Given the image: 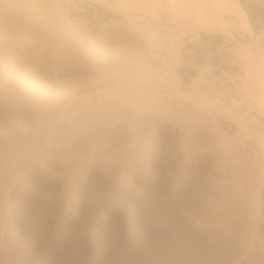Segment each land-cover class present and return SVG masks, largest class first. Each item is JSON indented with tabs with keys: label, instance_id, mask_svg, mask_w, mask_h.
<instances>
[{
	"label": "rangeland",
	"instance_id": "obj_1",
	"mask_svg": "<svg viewBox=\"0 0 264 264\" xmlns=\"http://www.w3.org/2000/svg\"><path fill=\"white\" fill-rule=\"evenodd\" d=\"M1 1L2 0H0V3ZM157 1L165 3L163 0ZM109 2L112 3L114 7L117 6L115 10L111 11L105 5L93 3L89 0H73L71 9L73 10L72 13L74 15H86L93 24L105 23L107 25L112 19H114L119 24H126L127 27L125 30L127 31L130 30L129 23L132 19V21L136 22L134 26L137 27L138 24H141L138 25V29L134 27L138 31L137 34L135 32V35L137 36L140 35V31L144 30L143 25H146L145 29L148 31L155 28L153 31L155 34L158 33L162 35L160 32L166 30L167 34H170L169 43L171 48L169 47V51H166L165 59H168L167 57L170 55V52H175L180 55L176 58H179L178 61L180 60L181 62L185 51L187 50L182 49V46L185 45L184 42H188V46L186 45V48H189L195 46L196 44L200 45L203 41H206L205 43H209V47L212 50L210 56L205 57L207 61H203L204 63L202 65L199 64L198 67H210H206V69H209L211 74L217 78L214 83H211L213 85H210L205 79H203L201 89H203L204 92L206 90V93H208L211 89L216 91L215 93L212 92V95L215 97L218 96L220 99L222 98L221 100L226 102L229 106H231L230 104L232 103V98L242 99L241 95L237 91V88H235L229 80H227V82L226 79H221L224 77L221 74L223 70L233 74L234 79H237V81L239 76L243 74L245 75L246 73L248 62L240 55L241 47L239 42H247V40H243L239 33H235V37L204 33L200 34V37L187 35V33L184 35L182 32L185 29L182 25L178 26L164 23L169 21L168 19L170 18L177 17L175 15L172 17L167 10L159 14L158 20L157 17H152L151 15L142 12L132 11L126 8V10H124L122 5L119 6L118 0H109ZM241 2L249 7L256 6L257 9H264V0H241ZM176 8H179V6H176ZM160 25H165L169 28L165 29ZM152 26L154 27L152 28ZM157 27L159 28L158 30ZM132 28L133 27H131V32H134V28ZM155 31L159 32L156 33ZM255 32L257 34H261V39L258 44L261 47H264V22L258 25V29H255ZM139 38H141V40L138 48H141L139 49L140 51L142 50L140 56L146 59L145 56L147 53L146 51L143 52V49H145L146 46L141 42L144 36ZM176 45H179L177 49H179L178 51L180 53L177 51ZM100 65V74L107 69V66H114L110 62H108V65L104 63H100ZM46 66L47 63L39 65L38 68L43 71ZM199 70H203L202 72L204 73L205 68H196V75H200ZM67 73L68 69L62 68L59 70L58 75L60 78H64ZM178 74L181 75V72L178 71ZM5 75L10 78L6 81V88L0 87V140L2 141V143H0V169L3 170L7 163L13 160L12 158V160L8 159L9 161L6 163L5 156L6 153L11 152V150H8L10 149V146L11 149L15 147L10 144L13 143L12 139H16V137H14L16 135H22L20 137H23V141L24 137L25 139L28 138L27 142L32 140L31 142H26V144L22 147H25L29 143L33 145L37 143L35 142L37 140L38 142L41 141L39 142L41 145L35 144L32 148L42 146V152L46 153L47 156L46 158H43L42 161L34 160L35 163L33 162V165H31L32 168L28 172L29 174L27 173L25 178L22 177L23 180L20 179L17 181V184L13 187L11 186L13 181L9 180V177H12L11 179H13L14 175L17 174L16 170H13L14 167L11 169L8 168L10 169V174L6 177L8 179L7 184H5L6 178L4 179L5 183L3 184L2 176L5 175H2L3 173H1L2 171L0 170V182H2L0 184V210L2 209V204L4 202L3 193H5L4 190H1L3 187L1 185H9L8 187L13 188L11 192L12 195L10 196V204L12 207V216L10 215L11 223H6L9 228L8 230H10V233H8L10 236L9 238L7 236L6 240L8 239L10 240L9 242H13L11 245L15 250H13L12 253L6 250V247L4 250L3 246H1L3 241L1 238L0 264H147L146 261L148 264H158L159 262L162 264L165 260L166 264H194L196 261H200V257L197 259L196 257H193L191 260L190 258H188L189 260H177L178 258L175 257V252L180 253V250H182L183 247L185 248L184 243L187 242V240L185 241V237L188 234L185 235L187 231L183 230L184 228H190L193 230V234L203 233L205 236H207V234H211V232L215 233V231L212 230V227L204 228L201 227L200 224L198 226V223H243L241 224L242 229H239H244V231L240 230V242L238 241L239 244H237L238 248H243L240 243L241 241H244L242 239L244 237L242 236L246 232L245 228L247 227H245V225L246 223H250L249 203L251 195L248 190L250 189L248 184L251 185L252 181L249 179L251 180L249 183L246 178H250L251 174L264 172L262 170L264 168V152L256 145L255 137L250 139L245 136V134L240 131L237 123L234 122L231 117L226 116L228 113L221 115L216 113L214 117V114H210V112L206 113L208 110L203 107L199 106V109H196V107L194 108L196 104L191 100L188 101L182 98H179V100L175 99L176 94L174 96L169 95L171 94L170 92L174 94V90L168 91L169 89L166 85L170 86V84L176 80L173 76L170 78L167 75L169 77V82L171 81V83H169L168 80H166L167 77L163 75L166 77L164 78L167 83H161L162 86L164 84L163 88L160 87L161 89L158 87L155 88H157L161 94H164L167 91L168 96H166L167 99L162 96L160 101L164 100L165 103H171V106L175 105L173 108L178 107L184 111L186 109L185 112L188 123L190 124L189 127L181 125L173 134L170 131L172 123L169 122L164 125H158L160 121H151V117L147 118L148 120L141 118L139 122H136V114L128 108L124 111V115L121 118L117 116H104V112L101 110H104V108L103 106H99V101L96 99L99 97V93H102L103 89L107 88L109 84H114L113 80H119L122 79V77L117 75V78L112 77L107 79L102 78L100 75L99 81L90 84L89 87L85 88V90L80 92L79 95L73 98L64 99L56 105V107L50 110V113H54L57 110L62 109L64 105L71 103L82 93H88L89 91L94 96L90 100L91 104H98V106L94 105V107L96 106V108H94L95 111L92 109L93 107L91 108L93 111L89 112L88 110V113H90L89 116L91 117H87V114L85 115L84 113L83 117L77 120L78 124L75 123L76 120L73 121L76 124V127H74L73 122L71 123L73 126H70V124L68 125L66 122V128L68 130L70 129V132H68H73L74 134L69 135V137L68 132L67 135L64 133L66 139L64 137L65 141H63V146L61 145L59 148L56 147L57 149L55 147L50 149L46 143L47 140H43V138H45L44 131L46 126H43V128L40 129L38 123L39 121H36L37 117L35 116H42L43 114V112L36 108V97L34 96L32 98L28 94V87H22L18 81H15V77L8 72V69L4 68L0 63V76L4 77ZM221 81H223L224 85H222ZM183 83L189 85L191 83V79H183ZM212 86H214V89ZM164 88H166L165 92ZM184 88L185 87L182 86V89ZM220 93L223 95L219 96ZM101 96H105V93H102ZM106 99L107 98H104L102 101L106 102ZM41 100L45 99L41 98ZM177 100L182 104H180ZM109 101H112V98ZM189 104H191V107ZM248 104H250L249 106H251L254 111L250 109ZM119 105H121V107L124 106L121 102H119ZM97 108L101 110L100 113ZM237 108L235 107V109ZM202 110L207 111H204V113L200 112ZM237 110H243L242 114L245 121L249 123L248 124L246 122L248 127L253 128V130L260 131L261 134L264 135V117H262L256 101L247 97V99L243 101L241 109L239 107ZM94 112H97L98 114L102 113V115H98L96 113L98 116L95 114V118L93 115ZM34 113L36 115H34ZM85 116L87 120H85ZM102 116H104V118H102L103 120L100 119ZM247 116H249V118ZM97 117H99L98 119H100L101 122L97 119ZM94 118L96 121L98 120V123L95 122L97 125L95 123V125L92 124ZM90 119H92V121H90ZM205 121L210 122V124L212 121V126L216 129L212 132L214 133L212 136L211 134H208L209 132L206 130L202 131V133L195 131V129L201 127L202 124H205ZM79 123L82 124L80 125L82 127H79ZM194 123L196 125L193 126ZM65 126L64 121H60L55 130L64 128ZM71 128L73 129L72 131ZM74 128H76L75 132L78 130V133L76 132L78 135L75 134ZM34 131L36 132L34 133ZM61 132L63 133V131ZM205 132L206 134H204ZM6 135L8 136L7 142L5 141ZM41 135H44V137H38ZM246 137L247 139L245 140V144L244 139ZM19 138L16 140L17 143ZM68 138L72 139L68 141ZM212 138L213 140L218 138L215 144H210L209 141L212 140ZM223 139L225 140L223 141ZM21 142L22 141L20 140V143L17 144L14 142L13 144L17 146L21 144ZM129 144H131L130 147ZM225 144H229V146H226ZM27 146L29 147V145ZM217 147L221 149V153L218 152L219 149ZM206 148H208V151ZM235 149L239 150V152L236 156H234V158L230 157V162L234 160L237 161H234L233 163L229 162L231 170L232 167L235 170L229 171L228 167V175L226 177L222 175L221 172L220 174L215 173L217 171H215L212 167H215L216 161L218 159L222 160V157L228 158V155L235 153ZM75 150L79 151L81 156L84 155L83 157H85L86 154H88L87 156H91L90 154L93 153L92 150L95 151V157H97V160L94 158V164L96 163V166L92 163L93 167L91 165V167L88 168V171L84 170L85 173L83 171L80 175L78 170L83 164L80 159L79 161L77 160L78 157L76 159L77 161L74 159L76 156L71 160L66 161L64 157L61 158L62 156H65L62 155L65 151H69L68 153H70V151L71 153L75 152L76 154ZM99 150H101L102 153ZM128 152L130 155H128ZM99 153H101L100 156ZM104 153L106 156L108 155L107 157H115L113 158L117 161L112 158L115 165L110 162L109 166L111 164L112 166L109 167L108 164H104L105 162H102L105 161L102 160V154L104 155ZM239 153L241 157L239 156ZM140 157L141 159H139ZM251 158L253 159L251 160ZM63 160L65 163L69 161L71 164L66 163L67 165H64V162L62 163ZM127 160H129V164L133 161L132 164L129 165ZM16 164L17 162L15 165L13 164V166H15L14 169L20 170V167L17 168L19 165ZM78 164L82 165L80 166ZM34 165L35 167H33ZM22 166L23 164H21V168L23 169ZM76 166L78 169L75 168ZM103 166H107L109 170H106V172L103 171ZM212 169L215 172H213ZM44 171L49 172L52 176L47 172V176L42 174ZM122 171L128 172V178L125 182L126 185L125 183L124 185L118 183L119 175ZM111 172H113V174L110 176ZM262 174L264 175V173ZM218 175L223 179H221L222 181L227 179V182L225 181L226 183L223 182L221 184L216 179ZM263 175L261 176L264 177ZM3 188L5 189V187ZM7 188L5 190H7ZM245 191L247 194L244 197L241 194L243 193L244 195ZM260 194L259 198L260 200H263H261V204L263 203L262 209L264 212V187ZM224 197H226V199ZM178 207H180L181 212ZM66 208L68 211H66ZM75 208L77 209L76 212ZM4 214L5 209L3 207L2 211H0V217L3 218ZM198 220L199 222L194 224V222ZM1 221L2 220H0V224L2 223ZM257 223V226L260 227L259 230L264 232V221ZM176 229H178V231ZM215 234L212 235V237L214 236L217 238V235L215 236ZM260 234L262 235V233ZM180 240L185 242H181ZM217 240H220L219 237ZM250 240L252 241V246L254 247L253 252L262 256L263 254H260L262 252L260 245L264 244V242L259 241V239L255 236H253ZM204 243L205 242L199 243L201 248L205 246L203 249L210 250V247L213 244L210 245V242ZM173 245L174 247H177L172 248ZM215 245H218V242L217 244L215 243ZM168 246H170V249ZM188 247L189 246L187 244L186 251L189 249ZM165 249H167V251ZM171 249L175 252L171 251ZM184 251L185 249L182 250V252ZM171 252L175 256H173ZM8 254L11 255L10 259H7L9 256ZM149 256L151 257L150 259ZM164 256L168 257L164 258ZM159 257L161 260L158 259ZM262 258L264 259V256H262ZM154 260H156V263ZM170 260L171 263H169ZM246 261H248V259L245 257L236 264H250ZM260 264H264V260L261 261Z\"/></svg>",
	"mask_w": 264,
	"mask_h": 264
},
{
	"label": "bare ground",
	"instance_id": "obj_2",
	"mask_svg": "<svg viewBox=\"0 0 264 264\" xmlns=\"http://www.w3.org/2000/svg\"><path fill=\"white\" fill-rule=\"evenodd\" d=\"M89 1L93 3L105 5L111 11L115 10V8L117 7L116 5H115L116 7H114V5L109 2V0H89ZM118 1H119L118 2L119 6L122 5V8H124V10L130 9L132 11L142 12V13L151 15L152 17H157L158 20H159L158 18L159 14L167 10L172 17L174 15L177 17L170 18L168 19L169 21H166L164 23L165 24L169 23V24L178 25V26L182 25V27L185 30L181 32L184 35L187 33V35H193V36L200 37V34L204 33V34H216V35H224L228 37H235V33H239L240 37L243 40H247V42H243V41L239 42L240 47H241L240 55L241 57L246 59V61L248 62L246 73L245 75L243 74L239 76L238 81H237V79H234L233 74H231L230 72H227L226 70H223L221 74L224 77H222L221 79L222 80L226 79V81L229 80V82H231L235 86V88H237V91L241 95L242 99L232 98L231 100L232 103L230 104L231 106H229L226 104V102L221 100L222 98L220 99L218 96L215 97L214 95H212L216 91L211 89L209 90L208 93H206V90L204 92L203 89H201V84H202L203 79H205L210 85H213L211 83L212 82L214 83L215 79L217 78L216 76L211 74V71H209V69H206V67L210 68L208 66L198 67V69L205 68L204 73L202 72L203 70L202 71L199 70L200 75L191 77L190 78L191 83L189 85L184 84L182 75L178 74V71L181 70L182 64L184 62L183 59L180 62V60L178 61L179 58L178 59L176 58V57H179L180 55L175 52L173 53L170 52V55H168L167 57L168 59H165L166 51L171 48L170 43H169L170 34H167L166 30L162 29L163 31L160 32L162 33V35L157 33L159 31H155L157 33L155 34L153 33L155 28L153 30L151 29L148 31L145 29L146 25H143L144 30L143 31L139 30L140 35L137 36L135 35V32L136 34L138 33L136 29H138L139 28L138 25H141V24H138L137 27L134 26L136 22L132 21L131 19L132 17L130 18L131 20L129 19L131 23V24L129 23V28H130L129 31L125 30V28L127 27L126 24H119L114 19H112L110 23L107 25L105 23L93 24L86 15H74L72 13L73 10L71 9V4L73 3V0H2L0 3V63L4 68L8 69V72L12 74L13 77H15V81H18L22 87L23 86L28 87L29 89L28 94L32 98L34 96L36 97L37 99L36 100L37 102L35 104L36 108L39 109L41 112H43V114L42 116H37L35 114L38 111L37 110L34 113V115H36L35 117H37L36 121H39L38 123H39L40 129H42L43 126H46L45 131H44L45 138H43V140L44 139L47 140L45 141L48 144L49 148L50 149L52 147L59 148L61 147V145L63 146L64 144L63 141H65L64 133H66L67 135L70 132V129L68 130L66 128L67 126H65L66 122L68 125L70 124V126H73V124H71L73 121L76 120L75 123H77V120L81 119L84 113L85 115L87 114L86 116L88 117L90 115V113H88V110L89 112L93 111L91 110V108L92 107H93L92 109L96 108L98 104L100 107L103 106L104 110L103 109L101 110L104 112V116L105 115L110 116V117L117 116L121 118L124 115V111L128 108L136 114L135 116L137 119V120L135 119L136 122H139L141 118L146 120L147 118H150V117H151V121H156V120L160 121L158 125H164L170 122L172 123L170 131L173 134L176 132L177 128L180 127L181 125H184L185 127H189L190 124L188 123V120H187V115L185 112L186 109L184 111L178 107L173 108L175 107V105L171 106V103L169 102L165 103L164 100L160 101L161 100L160 98L162 96L165 98L166 96H168L166 88H164V92L166 91L164 94L159 93L158 89L155 88V87H158L159 89H161L160 87L163 88L164 84L162 86L161 83L165 82V78L167 77L166 80H168L169 82V77L171 78V76H173L177 82L173 81V83H171L170 81L169 82L171 83L170 86L166 85V87L169 89L168 91L174 90V94L170 92L171 93L169 94L170 96L171 95L174 96L176 94L177 97L175 96V99L179 100V98H182L188 101L191 100L195 102L196 104L195 106L193 105L194 108L196 107V109L197 108L199 109V106L203 107L207 109L208 111L202 110L200 112H203V113L204 111H207L206 113L210 112V114L211 113L214 114V117L216 113H218L219 115L228 113L226 114V116L231 117L234 120V122L237 123V125L240 128V131L243 134H245V136L249 137L250 139H253V137H255L256 145L258 146L260 150L264 152V135H262L260 131L253 130V128L248 127L247 125L248 122L245 121L244 116L242 114L243 110L242 111L237 110L239 107L241 109V105L243 104V101L246 100L247 97H249V98H252V100L257 102L258 107L260 109V113L262 117H264V47H261L258 44L259 40L261 39V34H257L255 32V29L250 22L248 13L246 9H244L241 0H163L165 3L161 1L159 2L157 0H118ZM176 6H179V8H176ZM148 22L147 24H149ZM160 26L165 29L169 28L165 25H160ZM131 27L133 28L136 27V29L132 28L134 32H131ZM153 27L154 26H152V28ZM158 29L159 28L157 27V30ZM141 36L142 37L144 36L141 42L146 46V48L143 49V52L146 51L147 53V55L145 56L146 59L140 56L142 50L140 51L139 49L141 48H138L140 40H141V38L139 37ZM184 43L185 45L182 46L183 50L187 49L186 45L188 46V42L187 43L184 42ZM178 46L176 45V49L178 48ZM178 50L179 49H177V51ZM108 62H110L114 66H110V67L107 66V69L104 70V72L100 74L99 73L100 71L99 67L101 66L100 63H104L108 65ZM45 63H47L45 70L43 71L40 70L38 66L45 64ZM62 68L68 69V73L66 74L64 78H60L58 75L59 70ZM99 74L101 75L102 78H107V79H110L112 77L117 78V75H120L122 79L113 80L114 84L112 85L109 84L107 88L103 89L102 93H105V96L102 97L101 96L102 93L101 92L99 93V97L96 100H98L100 103L98 102V104H94L96 105L95 107L93 104H91V101H90L91 98L94 96L89 91L88 93H82L79 97L74 99L71 103L64 105L62 109L57 110L54 113H50V110L56 107V105H58L64 99L73 98L79 95V93L84 91L85 88L89 87L90 84H93L96 81H99L100 80ZM163 75H165L166 77ZM9 78L10 77L6 75L4 77L0 76V87L6 88L5 84H6V81L9 80ZM221 83L222 85H224L223 81H221ZM182 86H184L185 88L182 89ZM214 86H212L213 89H214ZM152 87L155 89H153ZM221 93L219 96L223 95ZM41 98H44L45 100H41ZM104 98H107L106 99L107 103L105 101H102ZM111 98H112V101H109ZM119 102L123 103L124 106L121 107V105H119ZM189 105L191 107V104ZM249 105L250 104H248V106ZM235 107L236 108L238 107V108L235 109ZM249 107L250 109H252L251 106ZM99 109L98 111L100 113L101 110ZM252 111H254V109H252ZM96 113L94 112L93 115L95 116ZM97 114L96 116L102 115V113L98 115ZM86 116H85V120H87ZM104 116H102L100 119L103 120L102 118H104ZM99 117H97V119ZM247 117L249 118V116ZM95 118L93 119L92 124H94L95 122L98 123V120L101 122L100 119L96 121ZM60 121L62 122L64 121L65 127L55 130L57 124ZM90 121H92V119H90ZM212 121H213V118H212ZM212 121H211V124L210 122L205 121V124H202L201 127L195 129V131L198 133H202V131L206 130L209 132L208 134H211L212 136V134H214L212 132L216 130L215 127L212 126L213 125ZM248 121H251V120H248ZM88 122H89V119H88ZM75 123H74V127H76ZM80 125L82 124L79 123V127H82ZM194 125L196 124L194 123L193 126ZM72 128H71V131L73 130ZM261 128H262V125H261ZM75 129L76 128H74V132H75ZM61 131H63V133ZM35 132L36 131H34V133ZM76 132L78 133V130ZM76 132L75 134H77ZM71 134H74V133L73 132L69 133L68 136ZM204 134H206V132ZM17 136L18 135L14 136L16 137L15 140L14 139H12L13 141L11 140L13 143L14 142L17 143L16 140L22 135L18 137ZM38 137L41 138V137H44V135L43 136L41 135ZM247 137L244 139V143ZM7 139H8V136L6 135L5 136L6 142H7ZM71 139L68 138V141ZM225 139H223V141ZM20 140L22 141L21 144L23 145L19 144L16 146L13 143H11L10 145H13L15 147L11 149V146L9 145L10 149L6 148L9 151L11 150V152H9L10 154L6 153L5 162L7 163L9 161L8 159L10 160L13 159V160L9 161L7 165L4 162L6 167H4L3 170L0 169L2 171L0 172L3 173L2 175H5V176H2L3 181L1 178V181L4 184L5 183L4 179L7 177V175L9 176L10 174L9 170L13 167L15 168L13 164L15 165V163L17 162V164L19 165L17 168L20 167V170L13 168L14 171L16 170L17 174L16 173H15L16 175L13 174L14 175L13 179H11L12 177L11 178L9 177V180L13 181V182L11 181L13 184V185L11 184L12 187L15 184H17L16 182L19 181L20 179L23 180L22 177L24 178L26 177L27 173L32 168L31 165H33L34 160L42 161V159L46 158L47 156L46 153L42 152V149H43L42 146H37V147L35 146L36 148H32L34 147L35 144L38 145L39 142L41 141L38 142L37 140L35 141L37 143L33 142L35 143L33 145L30 143L27 144L29 145V147L27 145L25 147H22L24 146V144H26L28 138L25 139L24 137V141H23V137H20L18 140V143H20ZM216 140H218V138L214 140L212 138V140H210L209 142L210 144L211 143L215 144ZM31 141L32 140H29L28 142H31ZM68 141H67V144H68ZM0 143H2L1 140H0ZM225 145L229 146V144H225ZM130 146L131 144H129V147ZM217 148L219 149V147ZM206 149L208 151V148ZM220 150L221 149H219V151L218 150L216 151L221 153L222 151L220 152ZM68 152L69 151L67 152L65 151V153L62 154L65 156H62L61 158L64 157L66 161V160H71L75 156L76 157L74 159L76 160L78 157L77 160L79 161L80 159V161H82V164H83V165L78 164L80 166L82 165L81 167L78 166L80 168L78 170L79 172L76 171L79 174L83 173L84 170L88 171L89 170L88 168H90L91 165L93 167L95 159L97 158L95 157L96 153L93 150L92 152L95 153V154L92 153L94 157L92 154H90L91 156H87L88 154H86L87 157L86 156L83 157L84 153L82 154L83 156H81L79 151H76V154L75 152L73 153H71V151L70 153ZM234 152H235L233 153L234 155L230 154L231 156L228 155L227 156L228 158L222 157V160L220 159H218L217 161L214 160L216 161V165L215 167H212V168L215 169V171L217 172L213 171V169L212 171L215 173H219V174L221 172L222 175L226 177L228 175L227 168L230 166L229 164L233 163L234 161H237V160H234L230 162V157L234 158V156L237 155L239 150L235 149ZM101 153H99V156L101 155ZM128 155H130L129 152H128ZM107 156L105 155V153L104 155L102 154L103 159L102 158L101 159L105 160L102 162L103 163L105 162L104 164H108V166L110 162L114 163L113 165H115V162L113 161L115 157L113 156L114 158L112 157L113 158L112 159L111 156L109 157ZM239 156H240V153H239ZM139 159H141V157ZM252 159L253 158H251V160ZM59 160H62V159H59ZM128 161L129 160H127V163ZM63 162L64 160L62 161V163ZM132 162L128 164L131 165ZM66 163L68 164L69 161ZM66 163L64 162L63 164L67 165ZM21 164H23L22 166L23 169L21 168ZM95 164L94 166H96ZM68 166H71V165H68ZM110 166H112V164ZM33 167H35V165ZM103 167H104L103 171L106 172V170L107 171L109 170L107 166L106 167L103 166ZM75 168H77V166ZM230 170L231 168L229 167V171ZM233 170L235 169L232 167L231 171ZM262 170L264 171V168ZM126 171H122L121 174L119 173L120 175H119L118 183H120L121 185L122 184L124 185V183L126 182L128 178L127 176L128 172ZM46 172L47 171H44L42 174L46 176L48 174L51 175L49 172H47L48 174ZM262 173L260 172L259 174L258 173L251 174L250 178L248 177L246 178L248 179L249 183L251 180L252 181H251V185L248 184L250 187V189L248 190L250 191V195H251V200L249 203L250 205L249 207L250 208V212H249L250 221L249 222L250 223L248 224L246 223L247 226L245 225V227L247 228L244 227L246 229V232L242 236L244 237L242 238L244 241L243 242L241 241L240 243V245H242L241 247L243 248L240 249L238 248V245H237L239 244L238 241L240 242L239 240V235H241L240 232L244 231V229L241 230L242 229L241 224L243 223L241 224H238V223H198L197 224L198 226L200 224V226L204 228L212 227L213 228L212 230H214L216 234L212 232L211 234H207V236H205V234L203 233L193 234L192 233L193 230H191L190 228H187V229L184 228L183 230L187 231L185 235L186 234L188 235L186 237L184 234L183 235L186 238L185 241L187 240L186 243L188 244L189 249H187L186 251L187 244L184 243L185 248L183 247V249H185L184 251L185 253L182 252L183 249L180 250V253L175 252L174 250L171 249V251H174L176 253V256H175L171 252L172 255L178 258L177 260H182V259L187 260L188 258H190L191 260V258L193 257H196V259L200 257V261H196L197 264H236L238 261H240L241 259L245 257L248 259V261H246L247 263L260 264L261 261L264 260L262 258V256H264V244L260 245V249L262 251L260 254H263L262 256H260L259 254H256L255 252H253L254 247L252 246V241L250 239L253 236H255L257 239H259V241L264 242V238H263L264 232H261V230H259L260 227L257 226L258 224L257 222L264 221V212L262 209L263 203L261 204L262 199L260 200L259 198L260 197L259 195H261L260 194L261 190H263V187H264V177L261 176L263 175ZM111 174H113V172L110 173V176ZM218 177L216 179L221 184L223 182L224 183L227 182L226 181L227 179L225 180L226 181L225 182V181H222L223 180L222 178L220 177L218 178ZM236 179H237V175H236ZM7 180L8 179L6 178L5 184H7ZM2 182H0V184ZM1 186L5 187L6 189L9 185L8 186L6 185L7 187L5 185H1ZM3 187L1 190L2 191L4 190L5 193L1 191L4 194L3 196L4 202L1 200L3 202L2 204L3 206L2 205L1 206H2V209L4 207L5 214L3 218L0 217L1 218L0 220H2L1 221L2 223L0 224V239L2 238L3 240L2 241L3 245L1 244V246H3V249L6 247L5 249L8 250L10 253H12L14 248L12 247L11 243L13 242H9L10 240L8 239H7L8 241L6 240L7 236L8 238L10 236L8 234L10 233V230H8L9 228L7 227L6 223H11L10 215L12 214L11 212L12 207L10 204L11 203L10 196L12 195L11 192L13 188L8 187L7 190H5ZM246 191L244 195L241 192L242 193L241 195L245 197V195L247 194ZM224 198L226 199V197ZM178 208H179V211L181 212L180 207ZM2 209L0 211H2ZM76 210L77 209L75 208V212ZM66 211H68V209ZM197 222H199V220L194 222V224H196ZM176 230L178 231V229ZM78 231L80 232L79 229ZM260 233H262V235ZM214 234L215 236L217 235V238L219 237L220 240H217V238H215L214 236L212 237V235ZM185 241H181V242H185ZM200 242H205V243L210 242L209 244L210 245L213 244V245H211L210 250H206V249H203L205 248V246L201 248V245L199 244ZM217 242H218V245H215V243L217 244ZM168 247L170 249V246ZM175 247L173 245L172 248H175ZM165 250L167 251V249ZM197 253H200V254H197ZM10 256L11 255H9L8 258L6 256V258L10 259L11 258ZM160 257L158 258L159 260H161ZM165 257L166 256H164V258ZM150 258L151 257L149 256V259ZM154 261L156 263V260ZM146 263L148 264L147 261ZM163 263L166 264V260L163 261ZM169 263H171V260ZM158 264H160V262ZM190 264H193V263H190Z\"/></svg>",
	"mask_w": 264,
	"mask_h": 264
},
{
	"label": "crops",
	"instance_id": "obj_3",
	"mask_svg": "<svg viewBox=\"0 0 264 264\" xmlns=\"http://www.w3.org/2000/svg\"><path fill=\"white\" fill-rule=\"evenodd\" d=\"M249 9L256 25H260L262 22H264V18L259 15L256 6L249 7ZM205 42L206 41H203V43L200 45L196 44L195 46L189 48L187 47V50L183 56L184 63L182 64L180 70L182 79H190L191 77L195 76L198 65H202L204 63L203 61H207L205 57L210 56L212 49H210L209 43Z\"/></svg>",
	"mask_w": 264,
	"mask_h": 264
},
{
	"label": "trees",
	"instance_id": "obj_4",
	"mask_svg": "<svg viewBox=\"0 0 264 264\" xmlns=\"http://www.w3.org/2000/svg\"><path fill=\"white\" fill-rule=\"evenodd\" d=\"M242 4H243L244 9H246V11L248 13L250 22L253 25L254 29H258V25H256V23H255V21H254V19L252 17V14L250 12L249 7L247 5H245L243 2H242ZM256 9H257V7H256ZM257 11H258L259 15L264 18V9H257Z\"/></svg>",
	"mask_w": 264,
	"mask_h": 264
}]
</instances>
